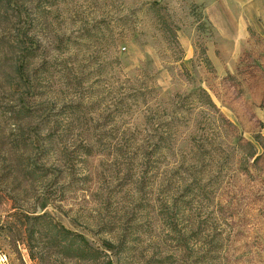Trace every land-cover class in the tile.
I'll return each mask as SVG.
<instances>
[{
	"label": "rangeland",
	"instance_id": "obj_1",
	"mask_svg": "<svg viewBox=\"0 0 264 264\" xmlns=\"http://www.w3.org/2000/svg\"><path fill=\"white\" fill-rule=\"evenodd\" d=\"M40 2L43 83L0 78V264H40L26 216L45 211L114 264H264L257 8L229 36L194 0ZM24 16L0 17V51Z\"/></svg>",
	"mask_w": 264,
	"mask_h": 264
},
{
	"label": "trees",
	"instance_id": "obj_2",
	"mask_svg": "<svg viewBox=\"0 0 264 264\" xmlns=\"http://www.w3.org/2000/svg\"><path fill=\"white\" fill-rule=\"evenodd\" d=\"M42 5L40 0H30L25 7L19 4V0H0V17L5 18L7 22H12L16 17L20 18L25 15L22 20L24 24H21L7 39L8 47L11 50H7L6 46H3L2 51H0V65L4 66L0 70V78L5 82L8 81L10 88L19 86L31 88L35 86L37 79L43 83L41 79L44 76L40 75H43L42 73L45 71L44 64L36 65L35 63L42 47L38 36L40 17L44 13V6ZM3 35L6 38V35ZM17 50H19L18 55L21 50L23 51L22 59L19 61L16 58L11 71H8L5 66L9 59L7 51L16 53ZM8 112L9 117L16 120L34 115L33 108L24 103L19 106L16 103ZM26 217L27 240L30 245L31 256L40 264L45 262L68 264L67 260L69 259L86 261L90 264H99L101 261L103 264H114L108 250L94 245L82 232L61 224L49 212L28 214ZM33 246L34 248L38 247L36 248L38 250H34ZM111 246L113 245L111 244ZM52 257L56 258L50 262L49 259H54ZM117 264L128 263L118 258Z\"/></svg>",
	"mask_w": 264,
	"mask_h": 264
},
{
	"label": "crops",
	"instance_id": "obj_3",
	"mask_svg": "<svg viewBox=\"0 0 264 264\" xmlns=\"http://www.w3.org/2000/svg\"><path fill=\"white\" fill-rule=\"evenodd\" d=\"M204 6L205 10L209 13L214 22L223 20L227 23L225 26L226 33L229 36H233V33L237 30L236 26L232 23V9L234 7H241L243 15L250 16L254 14V8H257V14L264 17V0H194ZM231 15H230V14ZM225 14L226 17L221 15ZM228 15V16H227ZM230 16V17H229ZM252 21V20H251Z\"/></svg>",
	"mask_w": 264,
	"mask_h": 264
}]
</instances>
